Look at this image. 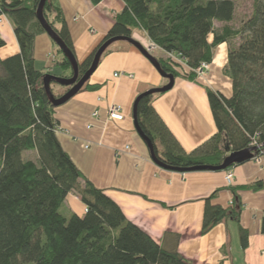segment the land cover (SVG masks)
Wrapping results in <instances>:
<instances>
[{
    "label": "trees",
    "instance_id": "trees-1",
    "mask_svg": "<svg viewBox=\"0 0 264 264\" xmlns=\"http://www.w3.org/2000/svg\"><path fill=\"white\" fill-rule=\"evenodd\" d=\"M39 1L0 0V20L6 17L11 21L18 46L17 53L0 57V264H192L131 223L119 205L94 187L61 147L58 107L50 102L43 84L44 77L52 74L37 69L34 59L35 38L45 33L36 19ZM122 3L123 9L115 15L102 43L144 33L166 55L156 60L175 80L197 81L196 70L212 63L215 48L228 46L223 75L231 82V94L206 89L216 131L192 153L181 149L153 108L152 99L157 94L138 100V125L151 141L155 158L168 170L178 171L219 167L229 153L252 147L257 148L252 159L264 156V0H252L249 16L238 24L235 0ZM42 13L74 54L55 0H46ZM4 46L0 37V50ZM96 50L79 64V77L89 69ZM54 59L62 72L58 77L71 78V66L63 54L59 61ZM84 87L96 90L99 86L88 82ZM59 88L63 93L57 92ZM49 89L55 99L69 90L55 82ZM245 189L263 190L264 181ZM232 191L230 207L211 204L213 195L205 201L202 234L227 218L239 224L242 205L235 189ZM69 194L79 198L82 214L67 207ZM238 227L244 250L248 232L240 224ZM261 232L264 234V217Z\"/></svg>",
    "mask_w": 264,
    "mask_h": 264
},
{
    "label": "crops",
    "instance_id": "crops-1",
    "mask_svg": "<svg viewBox=\"0 0 264 264\" xmlns=\"http://www.w3.org/2000/svg\"><path fill=\"white\" fill-rule=\"evenodd\" d=\"M55 2L63 13L79 64L102 43L115 15L123 9L121 0ZM0 37L5 41L1 58L18 52L7 21L0 23ZM52 49L45 34L35 38V63L40 65L39 69L58 77L62 72L54 63ZM155 50L161 53L155 59L166 57L158 48ZM227 51L226 44L215 48L204 77L195 82L177 78L171 90L153 96V108L186 154L205 144L216 131L206 89L225 96L231 94V82L223 75ZM89 84L99 87H83L56 109L59 143L85 178L113 199L125 217L157 244L169 251L176 250L192 264H264V189H245L264 181V158L262 166L252 160L234 166L229 187L225 171L178 172L154 163L135 131L132 109L140 94L165 86L166 80L125 41L107 48ZM60 90L57 92L61 93ZM111 105L121 108V121L108 119L107 109ZM232 189L242 205L239 224L249 236L244 250L239 241V224L230 218L206 234L201 233L205 201L213 195L211 204L230 207ZM66 204L72 212L82 214L83 205L73 194L67 196Z\"/></svg>",
    "mask_w": 264,
    "mask_h": 264
},
{
    "label": "water",
    "instance_id": "water-1",
    "mask_svg": "<svg viewBox=\"0 0 264 264\" xmlns=\"http://www.w3.org/2000/svg\"><path fill=\"white\" fill-rule=\"evenodd\" d=\"M46 3V0H40L37 6L36 10V19L39 21L40 25L42 26L45 33L50 37V39L53 41V43L58 47V49L62 52L63 56L69 61L71 70H72V76L71 78H61L54 75H47L43 79V84L45 91L49 97L50 102L55 107H60L64 105L66 102H68L73 96H75L83 87L84 85L89 81L93 73L96 71L99 61L106 51V49L111 46L113 43L118 41H125L132 45L135 49H137L143 57H145L151 65L154 67V69L158 72V74L168 80V83L161 87V88H153L149 89L142 94H140L134 101L133 109H132V119L135 131L139 135V137L144 141L146 146L149 149L151 159L156 163L159 167L163 169H167L165 166H163L156 158L153 152V145L151 141L143 134L141 129L138 125L137 120V103L138 100L142 96H148L153 94H160L168 92L172 89L175 79L172 75L167 74L163 72L161 69L158 61L150 54L148 53L139 43L134 41L132 38H123V37H115L112 39H109L102 44H100L96 50V52L93 55V59L91 62V65L89 69L84 73L82 77H79L78 75V66L79 63L75 57V54L65 45V43L60 39V37L51 29V27L47 24V22L44 19L43 16V7ZM51 82H55L56 84L68 87L69 90L60 98L55 99L49 89V85ZM257 150L256 147L248 148L239 152H232L229 153V155L224 159L223 163L219 167H195L189 170H178V172H187V171H224L228 169L229 167L242 164L244 162L250 161L253 157L254 152Z\"/></svg>",
    "mask_w": 264,
    "mask_h": 264
},
{
    "label": "rangeland",
    "instance_id": "rangeland-1",
    "mask_svg": "<svg viewBox=\"0 0 264 264\" xmlns=\"http://www.w3.org/2000/svg\"><path fill=\"white\" fill-rule=\"evenodd\" d=\"M122 1V0H121ZM235 4H236V15H235V22L238 24L242 19H244L245 17H247V16H249V14H250V11H251V5H252V0H235ZM2 21H7V23H9V25L12 27V23H11V21L8 19V18H6V17H2V19L0 20V23L2 22ZM12 29H13V27H12ZM47 37H48V39L51 41V43H52V53H53V55L55 56V58H56V60L57 61H59L60 59H61V57H62V54L61 53H59L58 52V47L53 43V41L50 39V37L46 34V33H44ZM37 37V36H36ZM134 41H136L137 43H141V38L147 43V45H149V46H151L152 44L149 42V40H148V38L145 36V34H143V33H140V32H134L133 33V35H132V37H131ZM151 44V45H150ZM141 45V44H140ZM150 54L153 56V57H157V56H160L161 55V53H159L158 51H156V50H150ZM170 57V56H169ZM173 60H175V61H177V62H181V61H179L176 57H171ZM52 62V61H51ZM182 64V63H181ZM40 65L36 62V68L37 69H39L40 67H39ZM184 66V65H183ZM209 69H210V65H209V67H208V69H206L204 72H203V74L201 75V74H199V73H197L196 74V77H197V79H199V78H202V77H204L205 75H207V73H208V71H209ZM55 76V75H54ZM166 80V84L168 83V80L167 79H165ZM89 82V81H88ZM87 82V83H88ZM54 87V89H55V87L56 86H53ZM60 91H63V90H60ZM61 93H63V92H61ZM31 156H33V155H31ZM253 158V157H252ZM263 158H264V156H260V157H258V158H256L255 160L254 159H251L252 160V162H254V163H256L257 165H259V166H262L263 164ZM250 160V161H251ZM231 171V170H230ZM229 171H226V174L228 173ZM232 172V171H231ZM233 173V172H232ZM225 183L227 184V182L225 181ZM233 183V182H232ZM228 186V185H227ZM229 187V186H228ZM79 199V198H78ZM74 203H76V202H74ZM70 206H71V204H70ZM74 206H76V205H73V207ZM82 211L84 212V207H83V209H82ZM82 212V213H83Z\"/></svg>",
    "mask_w": 264,
    "mask_h": 264
},
{
    "label": "built area",
    "instance_id": "built-area-1",
    "mask_svg": "<svg viewBox=\"0 0 264 264\" xmlns=\"http://www.w3.org/2000/svg\"><path fill=\"white\" fill-rule=\"evenodd\" d=\"M149 40V39H148ZM149 42L152 44H150L151 46L147 45H143L142 43L141 46L148 52L150 53V50H155L157 47L149 40ZM170 57H173L171 55H169ZM177 58V57H176ZM178 59V58H177ZM180 61V60H179ZM209 65L208 64H202L197 70H196V74H203V72L208 69ZM93 116H96V113H94ZM107 116L109 120L112 121H121L123 119L122 113H121V108L119 106L116 105H111L108 107L107 109ZM256 159V158H255ZM254 159V160H255ZM234 176L233 173L231 171H229L226 175H225V181L227 182L228 186L232 185Z\"/></svg>",
    "mask_w": 264,
    "mask_h": 264
},
{
    "label": "bare ground",
    "instance_id": "bare-ground-1",
    "mask_svg": "<svg viewBox=\"0 0 264 264\" xmlns=\"http://www.w3.org/2000/svg\"><path fill=\"white\" fill-rule=\"evenodd\" d=\"M140 40L143 45H146V42L142 38Z\"/></svg>",
    "mask_w": 264,
    "mask_h": 264
}]
</instances>
